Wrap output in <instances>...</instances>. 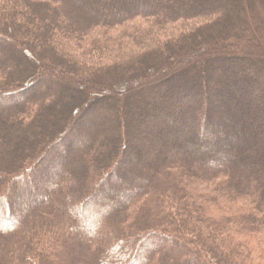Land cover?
<instances>
[{"label": "trees", "instance_id": "1", "mask_svg": "<svg viewBox=\"0 0 264 264\" xmlns=\"http://www.w3.org/2000/svg\"><path fill=\"white\" fill-rule=\"evenodd\" d=\"M100 3L0 0V39L10 42L0 43V103L9 104L0 109V264H264V153L257 157L259 166L242 158L197 162L209 145L197 153L191 145L199 136L222 144L221 123L236 108L240 115L248 112L244 123L257 121L256 136H264V106L254 104L263 97L255 83L264 76L257 64L264 63V50L253 37L250 43L234 31L240 19L244 31L251 25V11L260 30V1ZM9 31L28 43L25 49L11 46L13 40L2 35ZM247 46L253 52L246 54ZM34 49L44 58L42 66L28 58ZM60 72L87 86L88 97L105 90L101 81L109 74L131 77V86L121 91L147 101L143 119L118 138V151L106 143L99 152L100 137H92L72 154L91 166L71 164L69 173L59 171L66 156L87 141L84 134L79 138L78 125L90 106L61 114L46 135L48 117L69 90L54 76ZM234 83L236 88L227 87ZM154 102L151 114L147 106ZM173 115L184 122L172 126ZM163 126L170 131L162 136L171 138L165 151L140 168L137 183L128 179V167L139 163L140 152ZM111 134L103 138L111 141ZM24 145L27 152H20ZM128 160L121 184L111 190L122 193L120 201L112 209L97 206L98 187ZM45 161L56 165L50 169ZM87 175L98 176L89 188Z\"/></svg>", "mask_w": 264, "mask_h": 264}, {"label": "rangeland", "instance_id": "2", "mask_svg": "<svg viewBox=\"0 0 264 264\" xmlns=\"http://www.w3.org/2000/svg\"><path fill=\"white\" fill-rule=\"evenodd\" d=\"M100 1L102 3L103 1H107V0H100ZM108 1H111V0H108ZM117 1L118 0H116V2ZM120 1L125 2V0H119V2ZM259 1H260L259 7H261V8L263 7V10H264V0H259ZM101 3L98 5L100 6ZM130 6L135 8V4L133 2L132 3L130 2ZM122 11L123 10H120V12H122ZM251 12L253 15V17H252L253 20H252L251 25H249V27H247V29H246L247 31L243 30L241 19L238 23L239 25L234 26L235 27L234 31L237 34H242L244 36V38H250L251 39L250 43L253 42L252 41L253 40L252 37H253L255 39L254 42H257L259 44V48L264 50V25H263L264 23H261V27H260V30L262 32L260 30H257L255 28V25H254V13H253V11H251ZM248 30L251 31V34H250V32H248ZM10 33H11V31H9L8 33H2V35H4V37L7 36L11 40H13V42H11V44H12L11 46L14 45L16 48L22 47L23 49H25V46L28 43L24 42L25 40L22 37H20L19 34H17V33L10 34ZM228 39H229V36H228ZM0 43H2L3 45H5V43L10 44V42H7L5 39H0ZM250 43L248 41V43H246V44L248 45ZM34 47H35V49L38 50L40 47V44L37 43V44H35ZM35 49L33 52L34 55L32 54V58L30 56H28V58L32 63H34V64L38 63L40 66H42L44 63V58L41 57L38 59V57L35 53ZM249 51L253 52L252 47L249 48L247 46L245 53L247 54V52H249ZM249 55H251V54H249ZM93 56H96V54L92 55V57ZM255 61H258V59ZM165 62H167V61H165ZM45 63H47V62H45ZM257 64L259 65V67H262L264 70V63L259 62ZM38 68H39V66H38ZM26 74L28 75L29 73H27V71H26ZM63 74H64L63 72H60V75H57V74L54 75V73L52 74L56 78H58L57 80L60 82V84H62L63 86H67V88H69V90H67V92L64 93L62 99L59 101L56 108L54 109V111H56L57 113L56 114H50V116L48 117L49 122H48V127H47L48 129L46 130L47 131L46 135L48 133H50V131L53 128H55L57 126V124L61 121V119H60L61 114H63L62 117H65L66 115L76 111L79 108V106H81V107L90 106L89 110H91V109L95 110L91 116L89 114H87V112H89V110H87L84 119H82L81 123L78 125L79 127L83 125L82 130H83V134H84V139H86L87 141L79 143L72 150V152L66 156V159H65V161L61 167V170L59 171L61 173L64 170L65 172L67 171V173H69L70 170L71 169L73 170L74 166H77V165L81 166V168L86 167V166H87L86 168H89V166H91V163H89V161H87L81 157H77V156L73 157L72 154H73V152L79 151L81 149V147L85 148L87 146L86 143L88 142V140H92V137H98V138L100 137L98 140V144H97L98 145L97 148H98L99 152L102 151V148L104 145H106V143H108L109 146L113 145L114 147H117L116 149L118 151L121 144H122V143L117 142L118 138L119 137L121 138L122 136H124V134L126 132L129 133V131H131L132 126L135 125L133 122H135L136 120L143 119V117H140V113L142 111H144L145 106H143V105L147 104V101H146V98H144L145 95H139V93H138L136 96L135 95L132 96V94L129 95V94L123 93L121 91L122 89H124V85H126V87L131 86L130 84H131V82H133V79H131V77H122V76L118 75L117 73H115L113 75L109 74L110 79L101 81L103 86H100V87L101 88L105 87V90L103 92H100V91L99 92H93L88 97L87 96L88 93L90 94L91 92H89L87 90V86H85L83 83L82 84L78 83L76 80L71 81V79H69L68 76L63 75ZM148 74L150 75V73H148ZM224 78L225 77H223L222 79H224ZM257 78L258 79L256 80L255 84H257V82H258V85H257L258 89L261 88L263 90L261 92V93H263L262 94L263 97L261 96L262 98L261 97L256 98L255 99L256 102L254 104L256 107H263L264 106V76L258 75ZM237 85H238V83H234V84H231L230 86L228 85L227 87L229 89H233L234 87L236 88ZM167 88H168L167 86L162 87V89H161L162 92H164ZM127 89H129V88H127ZM257 92H259V90ZM5 103H6V101H4V103L3 102L0 103V109L4 105H6V106L9 105V104H5ZM157 105H158L157 102L156 103L154 102L152 104L150 103L147 106L150 113H151V109L153 111V109L156 108ZM165 110L167 111V108H165ZM247 113L241 112V115L243 114L241 117L240 108H236V112L235 111H229V115H227V117L224 118L223 122L221 123L220 132H218V134H217V135H219V139L222 141V144L221 143H214V144H216V148L213 147L214 144L211 143L212 141H211L210 137L209 138H203L202 136L201 137L199 136V137H195V139L193 138L192 140L190 138L191 145H193L192 150L195 153L200 152V151L202 152L205 144L209 145V148L208 147H207V149L205 148L206 152L203 151L201 155L196 156L195 159L197 160V162L198 161L200 162V160L202 162H212V161L220 162V161H223V160L225 161V160L232 159V158H235L237 160H239V158H242L246 162H248V161L254 162L255 161L256 166H259L260 163L258 162L257 157L259 154L264 153V136H262V137H261V135L256 136V133H258V131H259V126H258L257 121L253 122V125H251V126H249L248 123L247 124L244 123L245 122L243 120L244 116H249V114H247ZM102 114H104V117H102ZM151 114H153V113H151ZM184 118L185 117H179V115H176V116L173 115L170 118H168V120H172V126H178L180 122H184ZM233 123H237V124L233 125ZM230 127H231V129H230ZM148 129H154V127L150 126L145 130V133H144L145 138H149V136L147 134V132L149 131ZM169 129L170 128L164 127V126H163V128L162 127L159 128L158 130L156 129V131L159 132V135L154 138V141L148 142V145L146 146L148 150L144 151L143 154H142V152H140L141 153V160L139 161V163L136 162L135 164H132L131 166L128 167V170H129V172L127 174L128 179H131L134 182L136 181V183H137V179H139V176H141L143 174V172L141 171L140 168H142L144 165H146L155 156H157L158 154L165 151V144H167V142H169L168 140H170L171 138L166 137V136H162V134L168 133L170 131ZM110 130L112 131L111 135H113V139L111 141H109L108 139H105V137L103 138V136L108 135V132ZM170 135L172 136L174 134H170ZM18 136H19L18 138H23V139L25 137V136L22 137V135L20 133L18 134ZM29 136L34 137L31 135H29ZM30 137L29 138L27 137V138L31 139ZM69 137H68L67 141L70 140ZM76 138H77V136H76ZM234 140H236V142ZM109 142H111V143H109ZM14 143H15V141H14ZM24 143H27V140ZM207 143H209V144H207ZM179 144H180V142L177 143V145H179ZM174 146L176 147V145H174ZM210 148H211V150H210ZM27 149H28V147L26 145L19 148L20 152L21 151L27 152L26 151ZM76 149H78V150L76 151ZM58 151L59 150H57L56 152H58ZM56 152L54 154L55 156H57L59 153V152L58 153H56ZM170 154H171V152H170ZM116 156H115V158H116ZM220 156H223V157L220 158ZM171 158L176 159L177 156L173 155ZM40 163H41V161H40ZM45 164H49L48 167L50 169L56 165V163H54L52 161L51 162L45 161ZM71 164H73L74 166L73 167L69 166ZM41 170H42L41 174L44 173V175H46L48 172V171H46V173H45L46 169L44 166L41 167ZM97 177L98 176H94L93 178H90L87 175L86 188L91 187L93 185V183L96 182ZM117 194L121 195L120 193H117ZM156 245L158 246L159 244L156 243Z\"/></svg>", "mask_w": 264, "mask_h": 264}, {"label": "bare ground", "instance_id": "3", "mask_svg": "<svg viewBox=\"0 0 264 264\" xmlns=\"http://www.w3.org/2000/svg\"><path fill=\"white\" fill-rule=\"evenodd\" d=\"M79 138H83V133H80ZM78 143L77 142H72L68 145V147L66 148L65 153L62 155L60 154V156L58 157V161L57 164L60 165L61 161L64 159V156H66V152H68L70 149H72L74 147V145H76ZM128 143H131L128 140ZM127 143V144H128ZM143 145V144H142ZM132 146V145H131ZM133 157V156H132ZM134 157L131 159L133 160ZM130 160H128L127 162L124 161V163L122 164V166L119 168L118 172L116 173L115 176L111 175L107 178V182H103V184H101V186L98 187L97 189V195H96V205L103 207L105 205H107L106 208L103 209H112L114 208V202L117 203V201L121 198V195H118L117 193L114 194L111 192L112 189H117L118 185L121 184L122 181V177L124 176V170L126 169L127 164H129ZM53 178V173L50 176V180ZM112 182H114L115 184H111ZM120 190V189H118ZM122 192V191H121ZM120 193V191H119ZM122 194V193H121ZM108 201H110V204H106Z\"/></svg>", "mask_w": 264, "mask_h": 264}, {"label": "water", "instance_id": "4", "mask_svg": "<svg viewBox=\"0 0 264 264\" xmlns=\"http://www.w3.org/2000/svg\"><path fill=\"white\" fill-rule=\"evenodd\" d=\"M64 138V137H63Z\"/></svg>", "mask_w": 264, "mask_h": 264}]
</instances>
